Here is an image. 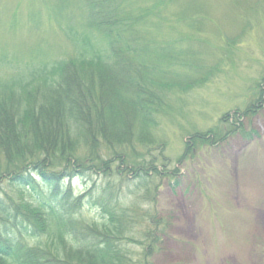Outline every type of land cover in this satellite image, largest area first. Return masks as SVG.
<instances>
[{
    "label": "trees",
    "instance_id": "trees-1",
    "mask_svg": "<svg viewBox=\"0 0 264 264\" xmlns=\"http://www.w3.org/2000/svg\"><path fill=\"white\" fill-rule=\"evenodd\" d=\"M118 2L84 1L83 30L59 19L77 49L71 60L23 66L0 79V264H155L168 223L142 203L153 201L169 174L165 143L154 133L165 90L204 83L210 71L200 81L172 76L165 63L174 67L187 52L140 38L141 15ZM94 33L107 42L106 53ZM257 103L195 132L193 142L253 137L239 121L262 108L263 88ZM76 177L92 181L89 192L74 194ZM133 183L145 192L126 200ZM88 203L101 216L93 222L80 218Z\"/></svg>",
    "mask_w": 264,
    "mask_h": 264
},
{
    "label": "rangeland",
    "instance_id": "rangeland-1",
    "mask_svg": "<svg viewBox=\"0 0 264 264\" xmlns=\"http://www.w3.org/2000/svg\"><path fill=\"white\" fill-rule=\"evenodd\" d=\"M84 1L0 0V79L16 77L23 66L74 58L77 49L59 19L83 30ZM118 6L141 15L140 38L176 43L177 51L187 52L174 67L165 63L172 76L200 81L210 71L204 83L165 90V111L154 133L165 143L169 174L161 176L153 201L141 202L168 223L155 264H264V105L237 123L251 138L238 132L217 145H195L191 138L219 125L228 113L258 108L264 89V0H119ZM93 38L106 53L107 42L96 33ZM91 182L76 177L70 183L81 195ZM130 190L126 200L145 192L135 183ZM96 208L88 203L79 217L93 222L101 217ZM133 248L141 252V246Z\"/></svg>",
    "mask_w": 264,
    "mask_h": 264
}]
</instances>
